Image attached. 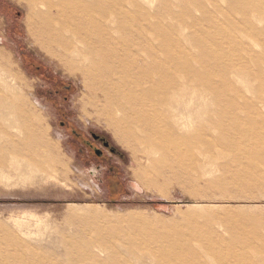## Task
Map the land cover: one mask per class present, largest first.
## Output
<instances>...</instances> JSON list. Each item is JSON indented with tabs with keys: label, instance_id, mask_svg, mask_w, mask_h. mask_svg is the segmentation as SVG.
<instances>
[{
	"label": "rangeland",
	"instance_id": "374dc122",
	"mask_svg": "<svg viewBox=\"0 0 264 264\" xmlns=\"http://www.w3.org/2000/svg\"><path fill=\"white\" fill-rule=\"evenodd\" d=\"M0 264H264V0H0Z\"/></svg>",
	"mask_w": 264,
	"mask_h": 264
},
{
	"label": "flooded vegetation",
	"instance_id": "af4514ba",
	"mask_svg": "<svg viewBox=\"0 0 264 264\" xmlns=\"http://www.w3.org/2000/svg\"><path fill=\"white\" fill-rule=\"evenodd\" d=\"M62 124L65 125L66 129H69L70 128V124L69 123L66 122V124H65V122H64ZM73 134L76 135L75 132H73ZM76 140H78V141L79 140H82L83 143L85 145H87V147L89 148V150L92 151V153L94 154V156L95 157H98L100 159L104 158V153H103V151H102V153H99V149H98L99 148V144L98 143H100L105 150L108 149L111 152H114V150L111 149L110 143L105 138H103L101 135L92 134V142L94 144H91L90 143V140L87 139V137H85V135H77L76 136ZM71 144L73 146L76 145V147H79V143H77V141H76V143H75V141H71ZM95 145H96V147H95ZM78 150H80V152H82L81 149H78ZM82 158L83 159L84 158L90 159L89 156H86V157L82 156Z\"/></svg>",
	"mask_w": 264,
	"mask_h": 264
},
{
	"label": "bare ground",
	"instance_id": "6f19581e",
	"mask_svg": "<svg viewBox=\"0 0 264 264\" xmlns=\"http://www.w3.org/2000/svg\"><path fill=\"white\" fill-rule=\"evenodd\" d=\"M31 1H33V0H31ZM45 34H46V38H48L50 41H52V42H55V44L56 43H58V41H57V39L55 38V35H53V34H50V33H46L45 32ZM45 34H44V36H45ZM49 41V42H50ZM44 47H46L44 44H42ZM65 49H67L66 47H65ZM79 51V50H78Z\"/></svg>",
	"mask_w": 264,
	"mask_h": 264
},
{
	"label": "trees",
	"instance_id": "16d2710c",
	"mask_svg": "<svg viewBox=\"0 0 264 264\" xmlns=\"http://www.w3.org/2000/svg\"><path fill=\"white\" fill-rule=\"evenodd\" d=\"M44 77V76H43ZM46 79V78H45Z\"/></svg>",
	"mask_w": 264,
	"mask_h": 264
}]
</instances>
